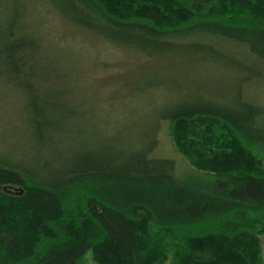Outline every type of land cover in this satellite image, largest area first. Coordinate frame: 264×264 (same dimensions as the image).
Segmentation results:
<instances>
[{
    "label": "trees",
    "instance_id": "16d2710c",
    "mask_svg": "<svg viewBox=\"0 0 264 264\" xmlns=\"http://www.w3.org/2000/svg\"><path fill=\"white\" fill-rule=\"evenodd\" d=\"M7 2L0 5V67L15 74L4 73L33 111L40 144L42 133L48 145L56 135L61 143L72 137L63 106L39 91L50 79L33 70L42 45L31 23L38 8L146 57L190 42L212 53L214 40L230 41L253 58L244 81L263 74L264 0ZM234 47L223 50L239 57ZM236 103L207 98L160 119L175 124L176 150L212 178L207 187L176 179L172 160L150 157L154 147L63 146L53 151L54 164L1 161L0 264H81L86 256L93 264H264V108Z\"/></svg>",
    "mask_w": 264,
    "mask_h": 264
},
{
    "label": "rangeland",
    "instance_id": "374dc122",
    "mask_svg": "<svg viewBox=\"0 0 264 264\" xmlns=\"http://www.w3.org/2000/svg\"><path fill=\"white\" fill-rule=\"evenodd\" d=\"M4 2L8 5L12 0H0V5ZM32 17V25L38 24L42 36L33 70L50 79L39 91L50 94L48 102L63 106L64 117H70L64 130L72 139L61 143L62 134L56 135L48 145L42 133L44 141L37 143L34 113L29 112L23 94L4 73L10 78L16 76L0 67V162L26 164L35 157L54 164V152L63 146L75 152L154 147L150 157L172 160L176 179L207 187L212 178L191 168L176 150L175 124L160 119L179 106H193L207 98L222 106L243 98L264 108L263 67L257 68L263 72L261 77L244 81L251 74L247 70L252 68L253 58L247 49L240 52L241 46H235L239 47V57L233 53L237 50H223L234 47L230 41L214 40L223 54L216 49L208 53L190 42L153 58L119 49L78 30L46 8H38ZM37 149L42 153H35ZM262 246L264 260V238ZM81 264L93 263L86 256Z\"/></svg>",
    "mask_w": 264,
    "mask_h": 264
}]
</instances>
